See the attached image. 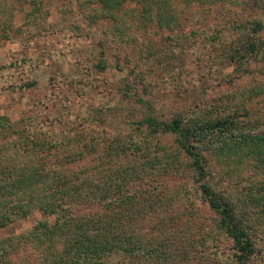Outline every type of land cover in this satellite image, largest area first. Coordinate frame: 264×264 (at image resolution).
<instances>
[{
  "label": "trees",
  "instance_id": "16d2710c",
  "mask_svg": "<svg viewBox=\"0 0 264 264\" xmlns=\"http://www.w3.org/2000/svg\"><path fill=\"white\" fill-rule=\"evenodd\" d=\"M221 1L85 0L79 8L90 25L113 22L114 40L128 47L133 20L172 32L180 27L174 4L211 9ZM129 3L139 10L126 9ZM46 18L39 13L29 20L37 27ZM234 29L236 40L218 54L237 77L220 78L246 81L240 95L230 94L227 102L158 115L145 99L154 94L153 80L159 76L171 93L180 88L182 76L170 72L175 54L164 51L151 61L156 52L146 47L138 64H128L119 90L139 105L138 121L121 107L93 101L96 85L108 84L105 59L92 66L86 80L66 81L96 114H121L132 125L126 134L90 128L86 121L56 133L51 123L43 125L47 120L37 121L38 112L16 121L0 114V231L36 212L43 216L23 233L0 235V264H206L208 259H201L206 240L221 234L231 259L217 252L210 264L264 261V113H251L247 104L264 101V13ZM5 31L0 37L8 40ZM218 36L210 40H221ZM253 62L260 64L254 71ZM13 85H1L0 93L36 88L32 81ZM166 134L175 135L173 149L162 144ZM183 173L218 216L213 229L201 231L203 238L185 225L186 214L178 207L185 185L177 178ZM222 176L234 183L217 187L213 180Z\"/></svg>",
  "mask_w": 264,
  "mask_h": 264
},
{
  "label": "rangeland",
  "instance_id": "374dc122",
  "mask_svg": "<svg viewBox=\"0 0 264 264\" xmlns=\"http://www.w3.org/2000/svg\"><path fill=\"white\" fill-rule=\"evenodd\" d=\"M84 1L0 0V34L6 30L10 37L8 40L0 37V68H3L0 86H14L15 82L22 84L27 81L36 84L33 89L0 93L1 115H8L12 121H16L26 113L38 112L40 116L37 121L42 123V120H47L43 125L51 123V130L56 133L86 121L90 128L101 127L110 133L126 134L132 125L121 114L106 117L96 114L73 87L67 88L66 81L86 80L92 66L101 58L105 59L108 67L103 76L108 84L96 85L99 94L92 98L93 101L97 105L121 107L124 112L134 114V119L138 121L142 118L141 112H136L139 105L134 99L122 97L119 90L124 87L128 64L131 67L138 64L147 48L156 52L151 61L164 51L175 54L170 72L182 76L180 88L171 93L156 76L151 85L154 94L145 96L162 117H170L175 112L187 113L201 104H221L228 101L230 94L240 95L242 92L246 79H231L232 83L221 81V74H235L237 77V73L229 61L219 60L218 50L223 51L236 40L234 26L237 23L250 17H262L264 0H222L211 9L198 4L186 7L185 4L176 3L175 11L180 22L178 30H161L154 23L142 27L140 21L133 20L126 32L129 36L128 47L114 40L113 22L101 21L90 25L83 19L79 4ZM134 8L139 10V6L132 3L126 6V9ZM39 13H47L46 22L35 27L29 18ZM217 34L221 40L211 41ZM251 67L254 71L260 64L253 62ZM5 69L9 71L6 73ZM247 104L251 113H264V101L261 99H252ZM45 114L47 118H43ZM161 141L168 148H174L175 135L166 134ZM220 172L224 171L217 173ZM183 175L177 178V182L185 185L183 201L178 207L180 212L186 214L182 217L185 225L187 223L191 227L196 237H202L204 234L201 231L213 229L218 216L197 195L191 180L188 177L185 180ZM213 183L222 188L234 182L222 176L221 180L215 179ZM42 217L41 213L36 212L6 227L0 231V235L9 237L23 233L32 229ZM206 242L201 258L208 259L206 264L211 263L217 252L231 259L224 235L213 241L207 238ZM263 247L264 243L261 245ZM253 264H264V261L258 258Z\"/></svg>",
  "mask_w": 264,
  "mask_h": 264
}]
</instances>
